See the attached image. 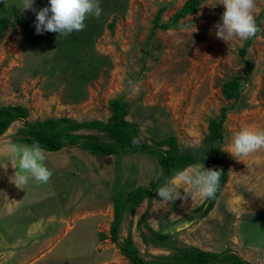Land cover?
I'll return each instance as SVG.
<instances>
[{"label": "rangeland", "instance_id": "374dc122", "mask_svg": "<svg viewBox=\"0 0 264 264\" xmlns=\"http://www.w3.org/2000/svg\"><path fill=\"white\" fill-rule=\"evenodd\" d=\"M185 1L99 0L98 19L89 16L82 31L59 36L37 34L36 14L23 10L21 0H0V106L29 109L26 119L0 136V144H28L20 133L26 121L107 122L111 101L122 97L143 140L156 145L176 136L180 151L196 159L185 169L201 163L209 168L218 145L207 138L209 122L226 108L221 148L228 170L207 215L199 210L205 200L199 195L166 203L155 192L124 212L113 241L114 196L159 176L156 155L96 156L77 146L45 151L51 179L29 180L24 189L10 182L15 170L0 156V264H133L118 244L129 236L150 264H165L186 247L231 249L252 264H264V149L243 161L227 152L242 126L264 128V0H256L261 31L249 45V39L234 37L228 44L216 38L214 26L225 11L219 0L204 1L176 25L153 30L162 6V21H168ZM48 3L34 0V7ZM232 79L239 81L238 98H228L223 89ZM129 81L139 86L138 94ZM77 133L105 136L87 127ZM180 192L183 197L184 189Z\"/></svg>", "mask_w": 264, "mask_h": 264}, {"label": "trees", "instance_id": "16d2710c", "mask_svg": "<svg viewBox=\"0 0 264 264\" xmlns=\"http://www.w3.org/2000/svg\"><path fill=\"white\" fill-rule=\"evenodd\" d=\"M204 1L207 0H186L168 21H162L163 12L166 10V6H162L154 18L153 30L168 29L176 25L185 16L198 12L200 5ZM20 19L21 16H18L14 21V25ZM256 23L260 27L259 18H256ZM255 37L248 40V45ZM242 53H246V47L242 49ZM223 89L228 98H238L240 96L239 81L235 79L229 80ZM111 105L112 115L107 122L98 120L78 122L69 117L39 119L35 122L26 121V127L22 128L20 133L23 135V142L30 145L38 142L47 151H58L65 146H77L90 151L96 156L113 154L125 156L127 154L146 153L154 154L158 157L161 173L152 179L148 186H138L128 193L122 188L118 191L119 195L114 196V220L111 224L110 232L111 239L117 241L124 212L133 210L134 206L140 204L144 198H149L150 200L157 192V188L164 184L168 178L174 176L176 172L184 170L187 166L194 163L196 159L193 154L180 151L176 136H170L166 140L158 141L156 145L143 140L140 125L127 118L130 112V105L122 97L113 99ZM28 115L29 109L22 105L7 104L0 106V136L16 120L26 119ZM226 117L227 109L223 108L221 115L209 122L207 138L211 142L217 141L218 145L215 147V155L208 163V167L221 170L222 174L220 186L215 197L205 199L199 207L203 215H207L214 208L228 179V170L223 164L226 152L221 148L224 141V122ZM83 127L103 131L105 136L111 140H106L105 136L98 134L77 133ZM134 138L138 139L139 143L133 144ZM165 144L167 148H163ZM155 234L161 239L166 237L158 232H155ZM106 237V234L102 232L101 238L105 239ZM118 244L122 252L129 257L133 264H150L140 255L139 249L133 243L131 236ZM166 259L165 264H252L231 249L224 252H211L199 247H186L181 254L169 256Z\"/></svg>", "mask_w": 264, "mask_h": 264}, {"label": "clouds", "instance_id": "9594fccd", "mask_svg": "<svg viewBox=\"0 0 264 264\" xmlns=\"http://www.w3.org/2000/svg\"><path fill=\"white\" fill-rule=\"evenodd\" d=\"M225 11L221 21L215 24V36L229 44L234 37L248 40L261 31L256 23V0H219ZM23 10H31L36 14L34 22L37 34L55 32L68 35L82 31L89 16L99 18L102 8L99 0H49L48 6L37 10L34 0H21ZM129 88L138 94L139 86L129 81ZM139 143L134 138L133 144ZM264 149V128L248 125L242 126L232 134L229 152L238 161H243L253 153ZM0 156L8 158L11 167L15 170L9 177L11 183L24 189L29 180L46 184L52 172L46 166V153L44 148L34 142L31 145L6 141L0 144ZM7 168V167H5ZM221 170L204 168L199 164L193 168L178 171L168 178L164 184L157 188V195L164 202L175 201L178 198L192 200L196 195L201 198H214L220 186ZM180 189H184L181 197Z\"/></svg>", "mask_w": 264, "mask_h": 264}, {"label": "crops", "instance_id": "0c3cea01", "mask_svg": "<svg viewBox=\"0 0 264 264\" xmlns=\"http://www.w3.org/2000/svg\"><path fill=\"white\" fill-rule=\"evenodd\" d=\"M45 150V149H44ZM45 151H47V150H45ZM58 151H60V150H58ZM48 152H52V151H48Z\"/></svg>", "mask_w": 264, "mask_h": 264}]
</instances>
